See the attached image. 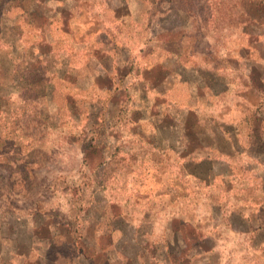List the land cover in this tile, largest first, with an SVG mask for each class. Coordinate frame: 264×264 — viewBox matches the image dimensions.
I'll return each mask as SVG.
<instances>
[{"label": "rangeland", "instance_id": "374dc122", "mask_svg": "<svg viewBox=\"0 0 264 264\" xmlns=\"http://www.w3.org/2000/svg\"><path fill=\"white\" fill-rule=\"evenodd\" d=\"M180 66L217 69L235 113L257 97L248 83L264 102V12L249 0H0V264H179L163 249L167 218L182 215L187 248L207 234L204 198L163 192L146 163L172 154L141 149L152 126L134 122L141 95L188 103ZM227 236L196 264H264Z\"/></svg>", "mask_w": 264, "mask_h": 264}, {"label": "crops", "instance_id": "0c3cea01", "mask_svg": "<svg viewBox=\"0 0 264 264\" xmlns=\"http://www.w3.org/2000/svg\"><path fill=\"white\" fill-rule=\"evenodd\" d=\"M202 70L180 66L176 71L177 83L191 91L188 103L157 104L141 95L135 101L134 113L138 117L134 122L152 126L148 132L140 133L148 138L141 149L167 155L168 159L172 154L171 162L146 163L162 171L163 192L176 190L179 196L191 190L204 198L207 212L201 216L208 220L209 228L206 235L194 236L192 248L204 251L200 258L211 263L216 250L224 248L219 238L222 231L227 232V237L242 241L241 246L229 245V249L264 251V102L258 84H244L258 99L245 101L243 109L235 113L236 107L229 109L225 103L231 94L229 82L217 69ZM157 96L161 101L165 98L162 94ZM222 105L228 110L218 114ZM181 216L167 218L165 231L169 234L162 243L163 249L187 248L186 236L191 233L186 232L187 223ZM174 221L176 228H171Z\"/></svg>", "mask_w": 264, "mask_h": 264}, {"label": "trees", "instance_id": "16d2710c", "mask_svg": "<svg viewBox=\"0 0 264 264\" xmlns=\"http://www.w3.org/2000/svg\"><path fill=\"white\" fill-rule=\"evenodd\" d=\"M250 2H251V5L256 9V11H258V12H260V11H263L264 12V0H249ZM252 20H254V19H252ZM255 22V21H254ZM255 23H257V22H255ZM176 228V226L175 225H173L172 223H171V228ZM186 238H188V236H186ZM168 241V240H167ZM192 249L193 248H183V249H180V250H175V251H177L179 254H178V258H180L179 259V261H178V263L179 264H196V261L201 257L200 255L199 256H197L196 254H195V256L192 254L191 256V258H193V261L192 262H190L191 261V259L189 258L190 256V251H192ZM194 251H196V250H194ZM166 253L168 254V255H170V256H172L173 255V253H172V250L170 249H167V251H166Z\"/></svg>", "mask_w": 264, "mask_h": 264}]
</instances>
